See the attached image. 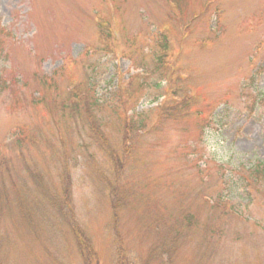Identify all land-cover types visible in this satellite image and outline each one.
I'll return each mask as SVG.
<instances>
[{
	"label": "rangeland",
	"instance_id": "rangeland-1",
	"mask_svg": "<svg viewBox=\"0 0 264 264\" xmlns=\"http://www.w3.org/2000/svg\"><path fill=\"white\" fill-rule=\"evenodd\" d=\"M169 1L0 0V264H264V0Z\"/></svg>",
	"mask_w": 264,
	"mask_h": 264
},
{
	"label": "trees",
	"instance_id": "trees-1",
	"mask_svg": "<svg viewBox=\"0 0 264 264\" xmlns=\"http://www.w3.org/2000/svg\"><path fill=\"white\" fill-rule=\"evenodd\" d=\"M185 1V0H184ZM174 4V6H181L183 5V0H173L170 1ZM97 29V34L99 36L102 37L103 41L106 43L105 49L107 50V53L115 55L116 54V41H115V36L113 35L112 32V28H111V24H108L106 22H103L102 24L99 23V25L96 27ZM161 41L158 45H156V54L158 53V55L156 56V66H155V70L156 73H158V77H159V83L156 84L155 83V87L159 90L158 91V97L163 95V91L160 87L161 83L163 81H168L169 83L173 82L174 86L173 89L171 90V94L168 96H164L165 100L162 102V104L164 105L162 108V116L167 117V119L170 118H174L177 116H181L188 114L189 112V105L191 104V100L186 99V101H183V99H181V101L179 102H174L172 100H170V96H172L174 99L175 98H179V95H177V90L180 89L179 85V80L178 77L174 78V80L172 81L171 79L173 78L171 74L168 73V65L166 64V60H167V55L169 54V42L167 40V38L165 36H161ZM46 86L50 85V81L46 80ZM84 84V87L82 88L79 84L78 87H74V89L70 92V97L72 100H75V103L73 104V106H70L71 109L73 110H77V107H81L80 109H84L83 107L88 106V111H89V107H92V109L94 108H99L97 105L98 102L95 101L93 99L92 96V92H94V88H95V84L92 83L91 81L88 80V82H82ZM81 83V84H82ZM84 91H81V90ZM184 91L185 94V98H186V93L185 90L182 89ZM118 93V88L116 90ZM86 96V101L82 102L81 97ZM77 99V100H76ZM180 100V98H179ZM260 102L264 101V93L260 96ZM100 107H102L100 105ZM167 107L170 109V112L167 113ZM79 109V110H80ZM63 112V111H62ZM166 112V114H164ZM127 129V133L129 131H131L133 129V125L131 123H128V125L126 126ZM95 131V130H93ZM17 141V140H16ZM22 143L21 141H17L15 142V146H17L18 144ZM6 169V159L4 157H0V172ZM2 176V175H0ZM248 176L249 180L254 179L255 181L258 180L260 181L262 177H264V164L262 163H257L256 166H254L253 168H251L248 172ZM35 182L38 181L40 183L43 184L42 182V178L36 176V178H32ZM245 179V178H244ZM66 182L69 183V178L66 177ZM37 182V183H38ZM13 184L10 183V188ZM69 186L64 187L63 191H62V195L63 197L67 198V201L64 202V199L61 203V200H59L58 202L60 203H56L54 198L50 195V193H45L43 196L46 198V202L48 204H50L51 206H54L56 204L57 209H59L61 212H64L65 209L68 210L69 213H71V209L69 208V201H68V196H69V191L68 190ZM17 187H15L13 185V191H20V190H16ZM6 189L5 188V181L3 182V187L0 189L1 192ZM9 190H6L4 192H2V196L4 199V193H8ZM7 195V194H6ZM23 195L20 194V197H22ZM215 208H218V205L216 204V206H213ZM69 208V209H68ZM64 210V211H63ZM24 218V217H23ZM188 219H184L183 222L186 224L187 227H190L189 223H188ZM81 246V244H80ZM168 251L165 252V255H167ZM82 255H84V252H81Z\"/></svg>",
	"mask_w": 264,
	"mask_h": 264
}]
</instances>
